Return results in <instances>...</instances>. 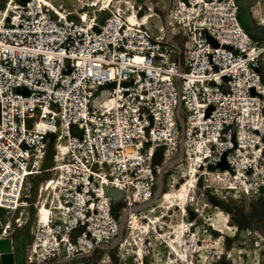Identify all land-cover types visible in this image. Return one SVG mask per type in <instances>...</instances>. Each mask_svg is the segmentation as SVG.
Here are the masks:
<instances>
[{
    "label": "built area",
    "instance_id": "obj_1",
    "mask_svg": "<svg viewBox=\"0 0 264 264\" xmlns=\"http://www.w3.org/2000/svg\"><path fill=\"white\" fill-rule=\"evenodd\" d=\"M171 2L182 52L122 10L79 20L78 8L0 0V236L49 146L67 148L31 258L74 260L114 239L102 186L129 207L151 202L158 157L183 151L229 190L264 195V35L244 28L238 0Z\"/></svg>",
    "mask_w": 264,
    "mask_h": 264
},
{
    "label": "rangeland",
    "instance_id": "obj_2",
    "mask_svg": "<svg viewBox=\"0 0 264 264\" xmlns=\"http://www.w3.org/2000/svg\"><path fill=\"white\" fill-rule=\"evenodd\" d=\"M49 1L54 8L63 6L73 12L78 8V13H83L86 9L83 5L92 0ZM124 1L112 0L105 7L91 8L88 14L92 17L102 9L101 16L110 15ZM127 1L123 7H134L141 16L151 8L155 16L145 24L149 32L157 36L158 30L164 28L165 35L182 52L181 29L169 25L166 18L172 0ZM238 6L244 28L261 38L264 35V0H238ZM141 16L138 15V19ZM179 153L171 160L158 157V186L151 202L132 207L123 202L113 205L112 212L119 224L114 239L91 256L42 261L31 258V245L39 229L34 205L39 202L40 191L41 202L57 206L58 191L51 188L61 178L63 170L53 169L60 167V162L57 163L55 148L49 146L42 167L44 172L30 180L32 188L27 193L30 207L18 210L13 214L14 220H10L13 232L9 239L16 264H264V195L229 190L219 172L199 168L202 176L198 173L194 193L188 200L186 196L183 207L173 199V193L183 183L184 168L188 166L182 161L183 151ZM45 184L50 186L49 190H43ZM7 223L8 220L3 225Z\"/></svg>",
    "mask_w": 264,
    "mask_h": 264
},
{
    "label": "bare ground",
    "instance_id": "obj_3",
    "mask_svg": "<svg viewBox=\"0 0 264 264\" xmlns=\"http://www.w3.org/2000/svg\"><path fill=\"white\" fill-rule=\"evenodd\" d=\"M38 1L41 4H43L44 6H47L48 8H50L51 10H54V12H55L54 6L50 3L49 0H38ZM111 1L112 0H92L88 5H83L86 7V9L83 10L84 11L83 13H77L78 15H76V18L79 20L83 19V18H85V16H87L88 10H90L91 8L97 7L100 5L105 7ZM124 4L125 5L128 4V1L125 0L121 6L119 5V7H115V9L124 11L127 19L130 22H135L136 20H139L138 15L141 16V13H139L134 7H131V6H128V8L127 7L124 8L123 7ZM139 10H141V8H139ZM101 12H102V9H101ZM128 12H129V15H127ZM146 13L147 14H143L140 17L141 23H143V24H147L149 19L152 18V16H155L154 11L151 8H148ZM55 151L58 155L57 156V161H58L57 163L60 162L59 163L60 167L55 166L53 169L54 170H61L63 167H65V165H67V163H66L67 148H66L65 144L60 142L57 145V147H55ZM42 172H44V171H42ZM45 172H48V171H45ZM198 173H199V171L194 166V164L190 165L187 168V172L184 175L183 181H181L183 183H181L180 187L173 193V199H175L177 202L179 201L180 202L179 204L183 207L186 205V203H185L186 202V196H187V200H188L189 196L192 193H194L193 189L195 188V184L197 183ZM36 174H40V173H36ZM199 176H202V173H199ZM46 183L48 184V182H46ZM49 187L50 186L46 185L43 188V190H49L50 189ZM31 188H32V186L29 185L27 193L31 190ZM53 188L55 189V187H52L51 189H53ZM27 199H28V197H25V200L19 206L17 211L20 209H26V208L30 207V203L27 201ZM38 199H39V202H36V204L34 205V207L36 208L35 219H36V222L38 223L36 225L38 226V228H45L48 226L50 214H52V211H53V206L50 207V206H48L49 204L47 205V204H44L43 202L40 201L41 200L40 191L37 195V200ZM10 220H14V215H12L9 218L8 223L6 225H3L0 238H9L10 232L11 231L13 232ZM149 222H151V224L153 223L151 220ZM136 225H137V223H136Z\"/></svg>",
    "mask_w": 264,
    "mask_h": 264
},
{
    "label": "water",
    "instance_id": "obj_4",
    "mask_svg": "<svg viewBox=\"0 0 264 264\" xmlns=\"http://www.w3.org/2000/svg\"><path fill=\"white\" fill-rule=\"evenodd\" d=\"M102 190L105 196L114 198V202L121 198L120 191L112 189L109 185H103ZM0 264H15L12 241L9 238L0 239Z\"/></svg>",
    "mask_w": 264,
    "mask_h": 264
},
{
    "label": "crops",
    "instance_id": "obj_5",
    "mask_svg": "<svg viewBox=\"0 0 264 264\" xmlns=\"http://www.w3.org/2000/svg\"><path fill=\"white\" fill-rule=\"evenodd\" d=\"M14 261H15V258H14ZM15 264H16V262H15Z\"/></svg>",
    "mask_w": 264,
    "mask_h": 264
}]
</instances>
